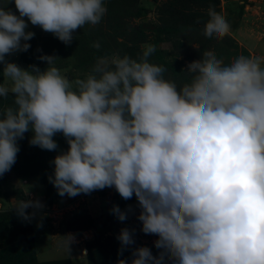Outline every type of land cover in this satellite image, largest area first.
Wrapping results in <instances>:
<instances>
[{"label": "clouds", "instance_id": "9594fccd", "mask_svg": "<svg viewBox=\"0 0 264 264\" xmlns=\"http://www.w3.org/2000/svg\"><path fill=\"white\" fill-rule=\"evenodd\" d=\"M14 2L18 15L0 6V97H14L0 112V176L16 163L26 133L47 151L59 149L54 136L62 134L68 148L48 176L58 194L115 188L124 200L135 195L141 230L158 237V255L141 246L117 264H264V58L225 64L205 51L187 64L192 78L178 88L150 62L147 45L136 58H98L85 78L70 81L55 55L38 57L43 70L6 57L31 47L28 22L70 45L78 28L101 21L104 0ZM208 16L205 36L229 31L214 9ZM42 207L27 199L14 208L29 219L28 208ZM111 212L128 218L119 205ZM117 239L121 254L135 243L127 227Z\"/></svg>", "mask_w": 264, "mask_h": 264}, {"label": "rangeland", "instance_id": "374dc122", "mask_svg": "<svg viewBox=\"0 0 264 264\" xmlns=\"http://www.w3.org/2000/svg\"><path fill=\"white\" fill-rule=\"evenodd\" d=\"M104 4L107 12L101 21L78 28L70 45L28 22L26 30L35 33L29 41L31 47L6 58L21 67L37 64L43 70L47 64L38 57L55 55L54 66L74 81L85 78L98 58L110 60L124 54L136 58L145 46L152 45L150 62L162 66L165 79L175 82L178 88L192 78L187 64L201 59L205 51H212L225 64L241 55L264 58V0H104ZM0 6L19 14L14 0H0ZM210 8L230 25L224 36H205ZM96 42L99 48L94 47ZM3 79L0 64V83ZM13 103L11 94L0 97V112ZM31 135L28 132L19 141L16 163L0 176V264H28V261L117 264L120 259L130 261L132 249L141 246L149 247L153 255L159 254L154 244L158 237L141 230L135 195L124 200L115 188H105L76 197H61L48 180L54 170L49 162L58 150H67L68 144L62 134H57L54 139L59 149L47 151L31 146ZM39 156L45 166L23 172L25 164L33 163ZM27 199H38L43 207L28 208L26 211L35 214L24 219L14 207ZM113 205L128 212L125 221L112 214ZM125 227L133 230L135 243L121 254L117 236Z\"/></svg>", "mask_w": 264, "mask_h": 264}, {"label": "trees", "instance_id": "16d2710c", "mask_svg": "<svg viewBox=\"0 0 264 264\" xmlns=\"http://www.w3.org/2000/svg\"><path fill=\"white\" fill-rule=\"evenodd\" d=\"M169 69H170V67H168ZM182 76V75H181ZM61 150H66V149H61ZM59 151V150H58ZM58 151H57V154H58ZM57 154H55V156L57 155ZM54 156V157H55ZM54 157H52V159H51V161L54 159ZM26 158L24 157V161L26 162ZM34 163V164H33ZM33 163H30V164H25V167H24V169H23V172H25V173H28V171H32V170H36V169H38V167H42V166H45V162H44V159L42 158V156H39L38 157V159L37 160H35V161H33ZM49 165H50V167H54V165L51 163V162H49ZM68 227H70V229H77V228H75L76 226H68ZM78 227V226H77ZM80 227V226H79ZM28 241V240H27ZM28 264H66V262L65 261H63V262H54V263H34V261H28L27 262Z\"/></svg>", "mask_w": 264, "mask_h": 264}]
</instances>
